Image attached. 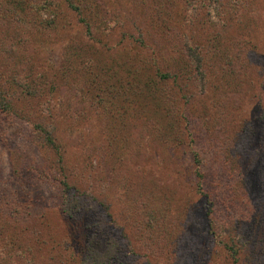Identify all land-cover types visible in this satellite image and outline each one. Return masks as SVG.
Returning <instances> with one entry per match:
<instances>
[{"label": "rangeland", "instance_id": "obj_1", "mask_svg": "<svg viewBox=\"0 0 264 264\" xmlns=\"http://www.w3.org/2000/svg\"><path fill=\"white\" fill-rule=\"evenodd\" d=\"M73 1L0 0V95L20 98L0 109V264H81L109 233L114 264H234L233 238L237 264H264V0ZM34 122L88 210L63 211Z\"/></svg>", "mask_w": 264, "mask_h": 264}, {"label": "trees", "instance_id": "obj_2", "mask_svg": "<svg viewBox=\"0 0 264 264\" xmlns=\"http://www.w3.org/2000/svg\"><path fill=\"white\" fill-rule=\"evenodd\" d=\"M52 1V0H50ZM67 2V5L75 10L77 13H79L80 15L82 14V9L81 7L76 4L73 0H65ZM210 1V0H207ZM58 2L60 3V0L55 1L54 0V4ZM34 5L35 8L40 11V9H42V7H45V3H41L40 5L38 3H36L34 1ZM51 3V2H50ZM210 5V4H209ZM213 5V4H212ZM41 7V8H40ZM209 8V6H208ZM213 12H215V10H213ZM207 13H209L210 18L214 19V17L211 15L212 14V10L209 8L207 10ZM19 15V14H16ZM17 18V17H16ZM16 18H12V19H16ZM20 18V17H19ZM11 18H9L8 20L11 21ZM83 24L86 27L87 32L90 33L91 31V24L90 22H88L86 19L79 18ZM20 20V19H19ZM18 20V24H19V28L22 24V22H20ZM8 39L6 38H1V44L3 46H13L15 43L12 41H7ZM186 53H187V57L190 60V63L194 65L195 67V76H196V81L197 83L200 85V92L203 93L206 91L205 89V83H206V77H205V70L203 67V57L199 52V47L198 46H193L190 43L187 44L186 46ZM1 73V72H0ZM169 74L164 73L162 77H166ZM1 81H2V77L0 74V91L2 89L1 86ZM23 91V90H20ZM15 92H9L7 91L6 94L0 95V109L2 110H7L9 111L10 109H13L15 101L20 99V98H16L15 97ZM24 115V113H23ZM29 120L35 121V119H33L32 117H29ZM35 117V116H34ZM34 127H35V131L39 136V139L44 143L45 146H50V147H54L55 151L58 152V154L60 155V163L63 160V156L61 153V149H60V144H58L57 142V138L55 137V135H57L55 133V126L48 123V124H43V123H37L34 122ZM194 154V165H195V175L198 179L197 182V187L198 190L201 191V193L203 192L204 195L207 197V199L210 202V195L204 191L203 189V179L205 177L204 172L202 171V160L198 155L197 151L193 152ZM58 169V175L62 176V179L59 180V183L62 185V200H61V206L63 208V211H65L66 213H68L71 216H74L77 213H81L83 210H88L90 205H87L86 203H84L82 201V193L81 190H79L78 185L76 182H72L74 179V175L69 173L70 172V168H68L64 162H62L60 164V166H57ZM58 176V177H59ZM60 178V177H59ZM210 205L212 206V201L210 202ZM106 212H108V207L106 204L103 205ZM209 207L208 212L209 215L212 214V207ZM215 218V217H214ZM210 221L211 227L214 228V225H217V227H221L223 229V226L221 224V220H216L214 219ZM220 223V224H219ZM217 231V230H216ZM217 235L220 237L221 235L217 233ZM237 236L240 238L241 234H237ZM125 237V236H124ZM243 237V236H242ZM102 238H104L103 240H101ZM91 242L93 243L92 245H88L87 249H86V255L85 257L82 259L81 264H114V263H122L121 259L119 258V253H120V249L122 247L120 240L118 239L117 236L109 233L106 236L104 235L103 237H99L96 238V236L93 234L91 236ZM238 243L241 244V242L236 239L233 238L231 240V244H227L225 243V248H226V252L229 254L230 257H232L234 264H237L239 262V257L238 254L241 251V247L238 246ZM262 247L264 249V243L262 244Z\"/></svg>", "mask_w": 264, "mask_h": 264}]
</instances>
